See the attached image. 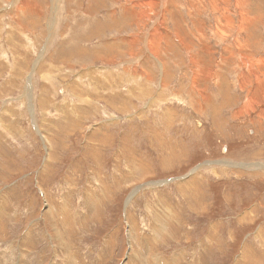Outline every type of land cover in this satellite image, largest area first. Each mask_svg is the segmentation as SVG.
I'll return each instance as SVG.
<instances>
[{
	"label": "rangeland",
	"instance_id": "obj_1",
	"mask_svg": "<svg viewBox=\"0 0 264 264\" xmlns=\"http://www.w3.org/2000/svg\"><path fill=\"white\" fill-rule=\"evenodd\" d=\"M196 263L264 264V0H0V264Z\"/></svg>",
	"mask_w": 264,
	"mask_h": 264
},
{
	"label": "crops",
	"instance_id": "obj_2",
	"mask_svg": "<svg viewBox=\"0 0 264 264\" xmlns=\"http://www.w3.org/2000/svg\"><path fill=\"white\" fill-rule=\"evenodd\" d=\"M135 167H138V165H135ZM129 170V172H128V174L127 175H130L132 172H133V169L132 168H130V169H128Z\"/></svg>",
	"mask_w": 264,
	"mask_h": 264
},
{
	"label": "clouds",
	"instance_id": "obj_3",
	"mask_svg": "<svg viewBox=\"0 0 264 264\" xmlns=\"http://www.w3.org/2000/svg\"><path fill=\"white\" fill-rule=\"evenodd\" d=\"M44 189H46V188L44 187ZM46 191H47V189H46ZM47 192H48V191H47ZM41 193L45 195L44 190H41ZM165 222H166V218H164V223H165ZM168 228H169V227H168ZM168 228H167V229H168Z\"/></svg>",
	"mask_w": 264,
	"mask_h": 264
},
{
	"label": "bare ground",
	"instance_id": "obj_4",
	"mask_svg": "<svg viewBox=\"0 0 264 264\" xmlns=\"http://www.w3.org/2000/svg\"><path fill=\"white\" fill-rule=\"evenodd\" d=\"M244 16H245V15H244ZM251 65H252V64H251ZM199 72H200V71H199ZM195 80H196V79H195ZM195 80H194V81H195ZM193 85H194V84H193ZM60 231H61V230H60ZM199 261H200V260H199ZM196 264H197V263H196Z\"/></svg>",
	"mask_w": 264,
	"mask_h": 264
}]
</instances>
